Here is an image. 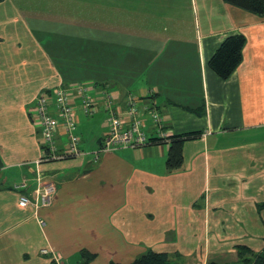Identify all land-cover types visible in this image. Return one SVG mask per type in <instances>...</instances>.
I'll return each instance as SVG.
<instances>
[{"label": "crops", "instance_id": "1", "mask_svg": "<svg viewBox=\"0 0 264 264\" xmlns=\"http://www.w3.org/2000/svg\"><path fill=\"white\" fill-rule=\"evenodd\" d=\"M34 2L0 0V264H131L149 250L207 264L226 255L236 261L238 246L261 252L264 18L223 0H83L93 11L94 61L114 62L105 47L123 24L127 68L140 70L142 81H84L97 103L89 116L73 89L83 154L46 160L32 112L42 91L76 84L70 73L84 68L64 56L85 49L67 41L76 38L69 32L35 33L23 16ZM239 34L242 62L223 80L209 61ZM104 91L148 105L143 129L153 139L200 132L184 143L181 169L168 171V143L101 150ZM94 115L98 123L84 121L79 133ZM55 140L57 154L69 149L62 124ZM48 183L56 191L43 206L36 192ZM21 196L31 204L21 206ZM83 252L94 257L84 262Z\"/></svg>", "mask_w": 264, "mask_h": 264}, {"label": "built area", "instance_id": "2", "mask_svg": "<svg viewBox=\"0 0 264 264\" xmlns=\"http://www.w3.org/2000/svg\"><path fill=\"white\" fill-rule=\"evenodd\" d=\"M73 89H76L81 97L83 114L87 116L93 114L97 103L95 97L89 93L87 85L75 84L69 88L59 85L54 87L51 92L44 90L38 95L32 118L40 128L42 145L46 149L45 153H48L46 160L83 154L79 149V137L74 133L78 123V114L77 107L73 103ZM101 96L108 113L106 120L108 132L101 146L102 151L137 148L152 143L153 137L143 129L144 112L150 109L148 105L141 103L132 95L126 96L122 101L119 100V93L104 91ZM61 124L67 132L69 149L63 154H57L55 138ZM162 139H167V137ZM22 186L20 185L18 188ZM55 191L56 187L53 183L43 185L36 192L37 202L48 206ZM29 204L31 201L28 197H20L21 206L25 207Z\"/></svg>", "mask_w": 264, "mask_h": 264}, {"label": "rangeland", "instance_id": "3", "mask_svg": "<svg viewBox=\"0 0 264 264\" xmlns=\"http://www.w3.org/2000/svg\"><path fill=\"white\" fill-rule=\"evenodd\" d=\"M30 1L35 2L31 6L24 7L26 11L24 12L23 16L35 33H37L38 35H42V37L45 34H51V36L56 37V35H59L61 33L68 34L69 32L71 33V35L75 34L76 38L67 39V41L69 42L70 40L71 42H73L70 44H78L79 50L85 49L84 55L66 54L64 56H70L74 60V62H77L84 68L78 71H71L72 73H70L72 77L74 76L76 78L75 82L77 85H87L91 87L93 84L84 81L91 80L93 78H104L106 81H109L111 84L118 87L125 86L127 84L132 85V83H130V80H133V84H139L140 81H142L140 77V70L127 68L132 65L126 64L128 62H126L125 60V51H127L129 45L128 41H126L124 38L123 24L118 25L116 28V39H110V41H108V45L105 47L107 49H110L113 53L112 55L114 58V62H112V64H110L109 62H102L101 64H98V61H94L93 59V48L96 47V39L94 43V39L92 38V28L94 23L92 22L93 11L91 5H88L85 9L83 5H81V2L83 0ZM66 19H68V21H66ZM59 38L60 37H57V39L54 40H56V42H59L60 40H62ZM41 41L43 43L44 39H41ZM70 44H67L66 47H70ZM62 56L63 55L61 54L54 55L55 62H57V58H61ZM128 56L129 55H127V57ZM81 58L84 60V62L79 63ZM97 119L98 115H94L92 118L89 117L87 119H82V124L79 127V133L83 130H86V124H84V121L89 120L90 122L98 123ZM94 126H96V124ZM97 136L98 140L100 134H98ZM95 143L98 144L97 141ZM217 259H219V261L221 262H231V260H233V256L226 255L222 258L217 257ZM173 261L174 264H185V262H179L176 261V259H173Z\"/></svg>", "mask_w": 264, "mask_h": 264}, {"label": "trees", "instance_id": "4", "mask_svg": "<svg viewBox=\"0 0 264 264\" xmlns=\"http://www.w3.org/2000/svg\"><path fill=\"white\" fill-rule=\"evenodd\" d=\"M225 3L254 14L260 18H264V0H223ZM246 44L244 35H231L227 37L209 61V67L223 80H227L234 73L242 62V52ZM52 89H48L51 92ZM200 132H191L175 136L167 139H152V143H168L169 153L166 161L168 171H177L181 169L184 162L183 145L186 141L195 139ZM44 148V147H43ZM264 207V204H262ZM238 259L234 262H218L214 260L208 261L207 264H264V249L255 253L247 246L237 247ZM84 262L92 259L94 256L83 252ZM175 255L168 253H157L149 250L138 256L131 264H174ZM114 264V263H112Z\"/></svg>", "mask_w": 264, "mask_h": 264}]
</instances>
